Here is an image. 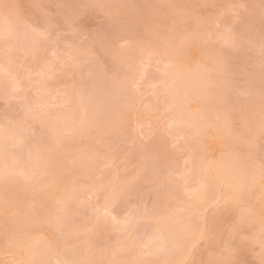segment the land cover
<instances>
[{
	"label": "rangeland",
	"instance_id": "1",
	"mask_svg": "<svg viewBox=\"0 0 264 264\" xmlns=\"http://www.w3.org/2000/svg\"><path fill=\"white\" fill-rule=\"evenodd\" d=\"M85 4L125 7H77ZM4 5H12L7 24ZM117 11L124 31L112 26ZM262 21L264 0H0V264H40L49 241L57 261L78 264H261ZM69 53L83 72L62 66ZM197 70L201 89L190 87ZM182 88L193 98L201 91L203 101L184 100ZM198 108L197 127L178 114L193 120ZM227 149L246 173L218 188L221 170L210 164ZM173 235L159 251L158 237Z\"/></svg>",
	"mask_w": 264,
	"mask_h": 264
},
{
	"label": "bare ground",
	"instance_id": "2",
	"mask_svg": "<svg viewBox=\"0 0 264 264\" xmlns=\"http://www.w3.org/2000/svg\"><path fill=\"white\" fill-rule=\"evenodd\" d=\"M11 24H14L13 22H11ZM3 25V24H2ZM6 27V26H5ZM8 27V26H7ZM14 28V27H13ZM197 42V41H196ZM211 48V47H210ZM207 50H208V46H207V48H206ZM205 50V49H204ZM206 59V58H205ZM197 62L196 63H199L198 62V60H196ZM220 62H222V61H220ZM218 64H219V62H218ZM202 65V64H201ZM221 65V64H220ZM219 65V66H220ZM205 66V65H204ZM197 67V66H196ZM215 67V66H214ZM188 68V67H187ZM186 69V68H185ZM197 69V68H196ZM212 69V68H211ZM219 69H221V68H219ZM190 71V73H191V69H187V74H188V72ZM198 71V70H197ZM217 71H218V69H217ZM224 71V70H223ZM180 72H184L183 70L182 71H180ZM189 73V74H190ZM192 73H193V71H192ZM209 73V72H208ZM220 73H221V71H220ZM205 76V74H203V72H200V70L198 71V72H195L194 74H190V80H189V82H190V87H191V84H193V85H195V87L198 85L199 86V88L201 89V88H203L204 87V85L202 84V78ZM208 76V75H207ZM183 77V76H182ZM188 77V76H187ZM185 78V77H184ZM185 79H187V78H185ZM201 80V84H199V81L198 80ZM205 79H206V77H205ZM205 79H204V81H205ZM4 81V80H3ZM186 83H187V81H185ZM207 82H208V80H207ZM219 82H220V80H219ZM210 84V82L208 83V85ZM213 84V83H212ZM211 84V85H212ZM219 84V83H218ZM43 85V84H42ZM45 85V84H44ZM183 85V84H182ZM187 85V84H186ZM205 85H206V83H205ZM3 86H4V88H6V87H10V84H8V86H6V83H5V85H4V83H3ZM6 86V87H5ZM11 86H12V84H11ZM111 86L112 85H109L108 87H109V89H107V91H109V90H112L111 89ZM114 87H112L113 88V90H112V93H114V91H115V89H116V86L115 85H113ZM188 86V85H187ZM180 87V86H179ZM183 87V86H182ZM185 87V86H184ZM192 87H194V86H192ZM191 87V88H192ZM39 88H41V86L39 87ZM170 88H171V86H170ZM170 88H169V90H170ZM173 88H174V86L171 88V90L170 91H175V88H174V90H173ZM44 89H46V87L44 88L43 87V89L42 90H44ZM200 89H198L197 88V91L198 90H200ZM206 89H207V87H206ZM206 89L204 90V91H206ZM41 90V89H40ZM180 90V93H181V95H182V97H183V99L184 100H187L188 101V98H189V101L193 98L192 97V93L193 92H191L189 89V92H187V89L185 90H183V88H182V90L181 89H179ZM195 90H196V88H195ZM194 91V90H193ZM194 92H196V91H194ZM201 92V91H200ZM199 92V94H201ZM112 93H110V95L112 94ZM191 93V94H190ZM206 93H207V91H206ZM189 94L191 95V97H188L189 96ZM197 94L198 93H196V95H195V93L193 94V95H195V96H197ZM199 94H198V97L196 98H193L194 99V101H195V99H197V100H199V98L201 99L202 98V96L200 97L199 96ZM218 94V93H217ZM109 95V96H110ZM212 95V94H211ZM109 96H107V97H109ZM106 97V98H107ZM204 97V96H203ZM214 97H215V94H214ZM110 98V97H109ZM217 98V97H216ZM219 98H222V97H219ZM219 98L217 99V101L215 100V98H213L212 97V99H213V102H214V100L216 101V103H217V106H219V105H221L220 104V100H219ZM192 99V100H193ZM110 100V99H109ZM202 101H203V98L201 99ZM94 101V100H93ZM93 101L92 100H90V101H87V102H89V103H91V105L93 106L94 104H93ZM222 101V100H221ZM81 102V101H80ZM95 102V101H94ZM201 102V101H200ZM199 102V105H201L202 103H200ZM208 102H209V100H208ZM210 102H212L211 101V99H210ZM88 103V104H89ZM205 103V102H204ZM216 103H214V104H216ZM219 103V104H218ZM77 104V103H76ZM79 104V103H78ZM88 104H87V106H88ZM108 104V105H107ZM110 104V102H108V101H105V103L103 102L102 103V105L100 104V106H102L101 108L102 109H105V114L107 115V117H108V120H110L111 118V121H113L114 119H115V116H116V119H118V116L116 115V113L115 114H113L114 112L113 111H111L110 110V108H111V105H109ZM206 104H207V102H206ZM213 104V103H212ZM81 105V104H80ZM84 105H85V102H84ZM210 105V104H209ZM209 105H206V107H203V109L204 110H206L207 111V113L209 112V110H210V113L212 112L211 111V109L213 108V106L214 105H212V108L211 107H209ZM74 106L76 107L77 105H75L74 104ZM92 106L90 107L89 106V108H90V110H91V113H95L94 112V110L92 109ZM188 106V105H187ZM186 106V107H187ZM202 106H204V104H202L201 105V107ZM211 106V105H210ZM222 106V105H221ZM83 107V104H82V106L80 107V108H82ZM186 107H184V109L186 108ZM220 107V106H219ZM85 108V107H84ZM96 108H98L97 107V104L95 105V109ZM109 110V112H108V110ZM188 109V108H187ZM223 108L221 107V110H222ZM195 110H196V108H195ZM198 110H199V108H198ZM197 110V112L199 113V111H200V113H199V115H191L192 117L191 118H193V120L192 119H190L189 120V114L187 115V114H185V111H184V113H182V111L181 112H179L178 114H181V120H183V121H185L184 123H186L188 126L189 125H193V126H196L197 127V123H195V121H196V118H197V116H201L200 114H201V112H204V110H202L201 111V109L198 111ZM214 111H216V109L214 108ZM76 113L75 114H77V111H75ZM112 113V115H111V113ZM75 114H73V115H71V114H69V116H70V118L71 119H76L77 117L80 119L79 120V122H83L84 121V123H85V120H81L82 118L81 117H79V116H77L76 117V115ZM78 114H79V112H78ZM185 114V115H184ZM223 114V113H222ZM204 115V113H202V116ZM211 115H212V113H211ZM98 116V115H97ZM113 116V117H112ZM186 116V117H185ZM208 116H209V114H208ZM184 117V118H183ZM194 117H196V118H194ZM206 117V116H205ZM209 118V117H208ZM208 118H207V120H208ZM84 119V118H83ZM115 119V121H117ZM195 119V120H194ZM211 120V119H210ZM100 121L102 122V119H100ZM110 121V124L107 122V123H103L102 122V127H104L105 128V130L107 129V130H110L111 131V127H112V122ZM114 121V123H116ZM210 122V121H209ZM87 123V122H86ZM112 124V125H111ZM199 125V124H198ZM109 131V132H110ZM214 132V131H213ZM11 133V132H10ZM226 134H228V133H223V134H219V135H221V137H219L220 139L218 140V139H216V141L218 142V145H219V143H221V142H219L220 140L223 142V140L222 139H225L224 140V142L227 140V135ZM13 135V133H11V135L10 136H12ZM9 136V137H10ZM8 138V137H7ZM217 138V137H216ZM213 139H214V137H213ZM1 141H0V146H1ZM224 143H222V144H220L219 146H221V145H223ZM35 145V144H34ZM41 145V144H40ZM36 146V145H35ZM42 146V145H41ZM223 147V146H222ZM221 147V148H222ZM36 148H37V146H36ZM39 148H40V146H39ZM41 149V148H40ZM222 149H224V148H222ZM228 150V149H227ZM43 151H44V149H43ZM229 152H228V154L227 155H225L227 152H225V154L224 153H222L221 155H220V153H218V156L219 157H221V159L219 158V163L217 162H215L214 164H210L211 166L213 165V167H216L217 169L219 168L221 171H218V174H217V177H218V184H217V187L218 188H220V187H224V186H226V187H228L227 185H229L230 186V188H231V183H232V179L233 178H235V176L237 175V176H244V175H242L243 173H246V169H244V165L242 164V162H240V160L239 161H237V160H235V157H233V151L232 150H228ZM41 152V151H40ZM3 153L4 152H0V162H4V156H3ZM42 153V152H41ZM40 153V154H41ZM44 153V152H43ZM48 153V152H47ZM45 154H46V150H45ZM44 154V155H45ZM223 154H224V156H223ZM40 156V155H39ZM42 156H43V154H42ZM232 156V157H231ZM218 158H217V160H218ZM44 161L42 162V160H43V157H42V160H41V162L45 165V166H47L48 168L50 167V164H51V162H52V158H51V156H49V154L48 155H45V157H44ZM216 160V159H215ZM7 161V159H5V162ZM208 162H210V161H208ZM41 164V163H40ZM47 164H49V165H47ZM225 167V168H224ZM224 169V170H222V169ZM46 170V169H45ZM237 176H236V178H237ZM239 178V177H238ZM239 179H241V178H239ZM236 181V180H235ZM240 181V180H239ZM252 182L254 183V181L252 180ZM240 183V182H239ZM8 184H10V183H8ZM215 184V183H214ZM237 184H238V180H237V182L235 183V185H234V183H233V185H234V188L237 186ZM217 188V189H218ZM27 190H29V189H27ZM44 192V191H43ZM46 192V191H45ZM118 193V192H117ZM48 193H45V195L46 196H48L47 195ZM45 195H43V193H42V197H38V199L41 201V200H43V197H45ZM17 197H19V195H16ZM40 196V195H39ZM72 199V200H71ZM60 201H61V203H62V206H64V208H66L68 205L70 206L71 204H73V198L72 197H68V198H64V197H61V199H60ZM68 208V207H67ZM63 215L64 214H66L65 212L64 213H62ZM62 214H60V216H62L61 218H67V216L65 217V216H63ZM59 216V217H60ZM69 217V216H68ZM70 218V217H69ZM69 218H67V219H69ZM170 224V223H169ZM165 225V224H164ZM166 228H169V229H171V226L169 227V225H165V230H166ZM169 229H167V230H169ZM46 240H48V238L46 237ZM45 240V237H44V241L47 243V241ZM36 241H38V239H36L35 240V242H32V244L30 245V247L28 248L30 251H31V253L32 254H34V253H36L37 251H36ZM43 241V243L45 244V242ZM51 241H49L48 242V244H46V245H42L41 246V248L40 249H38V253H40L42 256H44L43 258H45V259H42V260H39L38 262L40 263V264H42V263H50V260L52 259V260H54V261H57V259H56V257H55V255H56V250H55V247H54V244H53V242H51ZM42 243V244H43ZM31 263H33V261H30L28 264H31Z\"/></svg>",
	"mask_w": 264,
	"mask_h": 264
},
{
	"label": "snow or ice",
	"instance_id": "3",
	"mask_svg": "<svg viewBox=\"0 0 264 264\" xmlns=\"http://www.w3.org/2000/svg\"><path fill=\"white\" fill-rule=\"evenodd\" d=\"M12 7V5H4L5 8V14H4V19L5 22L7 24V21L9 19V14L7 12L8 9H10ZM79 8H114V9H121L125 6L123 5H101V4H85V5H79L77 6ZM235 7H243L242 5L240 6H235ZM122 14L117 11L115 16L112 19V26L113 28L119 32V31H124L128 28V23L121 18ZM264 22V21H262ZM9 31H11V26L9 25ZM73 27L74 29H78L79 25L76 24L75 22L73 23ZM38 35L41 38V40L43 41H47V42H51L53 40V34L49 33L47 30H40L38 31ZM58 40V37L56 38ZM237 41L235 39H232V46H236ZM123 46V45H121ZM262 51H264V49H262ZM62 59V66L67 70V71H79V72H83L84 71V64L83 62L77 58L76 56H73L71 53H69L68 55H66L65 57L61 58ZM222 63V62H221ZM79 94V93H78ZM262 96H264V93H262ZM264 115V114H262ZM262 125H264V118H262ZM261 178L264 179V163H262L261 165ZM197 193L200 191L195 190ZM127 192L130 194L131 189H128ZM194 211L198 212L199 208L194 206ZM248 213L250 215L254 214L253 209L249 208L247 209ZM259 213H260V219H261V230L262 233H264V205L261 206V208L259 209ZM104 214L108 215V209L105 208L104 209ZM113 220H115V217H112ZM117 223H120V221H117ZM125 226L127 227L129 225V221L126 219L124 222ZM185 227H187V225H185ZM158 239L160 240V244L158 246V250L159 251H164L170 243L174 242L175 240V236H171L169 237L168 240H165V238L163 236L158 237ZM261 248H262V259H261V264H264V241H262L261 243ZM57 264H78L77 261H74L72 259H66L63 261H57ZM136 264H139V262H136ZM191 264H197L196 261H192ZM224 264H240V262L238 260H234L229 258L228 260L224 261Z\"/></svg>",
	"mask_w": 264,
	"mask_h": 264
}]
</instances>
